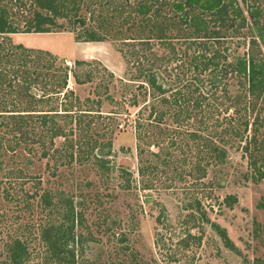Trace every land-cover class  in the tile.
Returning a JSON list of instances; mask_svg holds the SVG:
<instances>
[{"label":"rangeland","instance_id":"1","mask_svg":"<svg viewBox=\"0 0 264 264\" xmlns=\"http://www.w3.org/2000/svg\"><path fill=\"white\" fill-rule=\"evenodd\" d=\"M258 1L264 24V0ZM80 14L85 16V27L97 25L90 13ZM19 22L24 24L23 19ZM57 23L68 24L63 19H57ZM171 26H164L166 40H181L186 35L185 27ZM129 27L126 24L121 29L124 35L97 42L85 41L82 36L77 38V34L66 30L10 35L6 42L52 54L55 60L46 72L49 76L44 83L52 84V76L61 74L68 66L66 90L79 100L80 108L90 110L91 116L99 111L106 115L117 110L121 113L119 120L124 122L136 118L140 109L129 105L139 84L131 81L134 71L131 63L137 59L131 55V44L140 48L144 43H139V39L137 43H126L122 38L139 34L140 40L147 41L151 36L152 50L158 53L163 50L156 32ZM251 35L244 29L239 37L240 45H235L236 37L229 44L230 49H237L235 52L240 55L250 52ZM182 43L176 45L183 46ZM255 50L259 51L258 58L264 57V43L259 42ZM48 60L42 58L40 65L47 67ZM77 61L84 63L78 65ZM86 72L90 81L77 84L73 74L83 81ZM109 73L113 74L112 79ZM41 87L39 84L31 91L37 98L42 94ZM140 98L138 102L142 106ZM47 100L39 105L43 112L36 113L32 120L36 132L44 134L37 144L17 147L7 140L2 142L0 264H10L7 250L15 239L27 248L29 258L24 264H264V180L252 176L236 145L226 147L228 157L224 164L207 168L202 181L206 187L200 190L191 184L188 164L182 167L173 164L169 168L158 165L156 169L147 167L138 172L142 163L148 166L154 162L141 163L133 124L120 133L117 130L112 135L107 133L104 138L97 137L99 130L94 124L89 135L82 137L74 121L50 112L60 110V100L55 97ZM86 100L90 103H85ZM45 113L53 119L44 127L36 115ZM1 119L11 122L6 116ZM53 126L61 127L64 135L56 137L51 145L48 129ZM260 130L263 132L264 128ZM1 132L4 134L6 128ZM6 137L10 139L12 135ZM94 141L111 142L110 150H104L106 155H102L107 163L104 171L95 163L97 150L91 149ZM44 150L49 152L47 157L43 156ZM70 151L79 156L78 161L68 163ZM10 170H21L26 178L22 186L20 183L12 190L4 178ZM228 195L235 196L236 202L226 204ZM193 197L201 203H190ZM215 226L224 230L231 246L224 243ZM46 228H50L46 238L52 242H56L60 228L64 234L75 236L60 256L48 249L49 243L43 239ZM49 253L52 255L48 259Z\"/></svg>","mask_w":264,"mask_h":264},{"label":"trees","instance_id":"2","mask_svg":"<svg viewBox=\"0 0 264 264\" xmlns=\"http://www.w3.org/2000/svg\"><path fill=\"white\" fill-rule=\"evenodd\" d=\"M82 11L90 13L97 25L85 27ZM261 15L258 0H0V118L6 116L11 121L0 120V132L6 128V132L0 134V155L4 153L2 142L5 140L17 147H27L42 139L44 134L36 132L33 116L43 112L39 105L47 102V98L55 97L60 100V110L50 112L74 121L75 129L82 137L89 135L94 124L99 130L96 132L99 138H104L107 133L112 135L115 130L125 131L133 124L141 163L154 162L148 166L142 163L138 172L147 167L156 169L158 165L169 168L173 164L181 167L188 164L192 186L202 190L206 187L202 181L207 176V168L224 164L228 157L226 147L236 145L252 176L258 181L264 180V131L260 130V127L264 128V57L258 58L257 50L253 52L258 49L259 42L264 43ZM19 19H23L24 24H20ZM57 19L68 24H58ZM126 24H130L131 30L148 28L156 32L163 50L161 53L152 50L151 36L147 41L140 40L139 34L122 38L126 43H137L139 39L145 46L142 49V45L138 48L137 44H131V55L137 57L131 63L134 69L131 81L139 84L129 105L140 109L136 118L124 122L119 120L121 113L117 110L106 115L98 110L96 116H91L90 110L81 109L79 100L66 90L68 66L61 71L63 74L52 76V84L44 83L46 72L55 60L52 54L6 42L10 35L65 30L77 34V38L82 36L85 41L109 40V36L113 40V36L124 35L121 29ZM165 25H181L187 29L186 35L181 36V40H166L163 37ZM244 29L253 34L249 39L251 50L240 55L235 52L237 49H230L229 44L237 37L235 45H240L239 37ZM178 42L184 45H176ZM46 57L49 65L41 66L42 58ZM83 63L76 62L78 65ZM84 75L82 81L74 73L75 82H89L88 72ZM108 76L113 78L112 73ZM39 84L42 94L37 98L31 91ZM139 97L143 100L142 106ZM47 115H36L44 127L53 119ZM48 131L51 145L56 137L64 135L61 127L53 126ZM5 135L12 137L9 139ZM110 147V141L102 144L94 141L91 148L97 150L95 163L102 171L107 164L102 155H106L103 152ZM153 148L157 152L152 151ZM47 155L49 152L44 150L43 156ZM77 157L70 151L68 163L78 161ZM4 178L11 190L20 183L22 186L26 180L21 170H10ZM1 185L2 179L0 188ZM4 192L9 194L8 189ZM225 201L231 205L236 202V197L228 195ZM191 202L201 203L197 197ZM215 227L224 243L231 246L224 230ZM49 229L43 230V239L49 243L48 249L60 256L75 236L64 234L60 228L56 242H52L46 238ZM8 246L10 264H24L29 258L27 248L20 240L15 239Z\"/></svg>","mask_w":264,"mask_h":264}]
</instances>
